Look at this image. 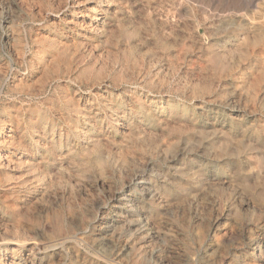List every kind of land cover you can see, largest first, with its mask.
<instances>
[{"label":"rangeland","instance_id":"1","mask_svg":"<svg viewBox=\"0 0 264 264\" xmlns=\"http://www.w3.org/2000/svg\"><path fill=\"white\" fill-rule=\"evenodd\" d=\"M0 264H264V0H0Z\"/></svg>","mask_w":264,"mask_h":264},{"label":"bare ground","instance_id":"2","mask_svg":"<svg viewBox=\"0 0 264 264\" xmlns=\"http://www.w3.org/2000/svg\"><path fill=\"white\" fill-rule=\"evenodd\" d=\"M16 245V244H15ZM18 247H19V245H18Z\"/></svg>","mask_w":264,"mask_h":264}]
</instances>
